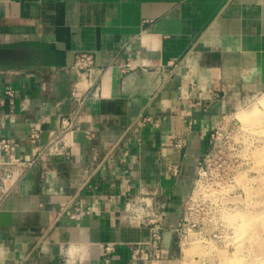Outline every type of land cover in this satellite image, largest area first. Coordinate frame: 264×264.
<instances>
[{
    "label": "crops",
    "instance_id": "obj_1",
    "mask_svg": "<svg viewBox=\"0 0 264 264\" xmlns=\"http://www.w3.org/2000/svg\"><path fill=\"white\" fill-rule=\"evenodd\" d=\"M4 87L24 167L0 155V264H133L139 200L165 214L160 264L208 134L264 91V0H0Z\"/></svg>",
    "mask_w": 264,
    "mask_h": 264
},
{
    "label": "rangeland",
    "instance_id": "obj_2",
    "mask_svg": "<svg viewBox=\"0 0 264 264\" xmlns=\"http://www.w3.org/2000/svg\"><path fill=\"white\" fill-rule=\"evenodd\" d=\"M190 171L160 264H264V91L217 123Z\"/></svg>",
    "mask_w": 264,
    "mask_h": 264
},
{
    "label": "built area",
    "instance_id": "obj_3",
    "mask_svg": "<svg viewBox=\"0 0 264 264\" xmlns=\"http://www.w3.org/2000/svg\"><path fill=\"white\" fill-rule=\"evenodd\" d=\"M129 64H126V68H129ZM92 67H94V61L92 59V55L88 54H80L72 69L76 72H87ZM4 117L11 115L15 111V91L10 87H4L0 89V110H5ZM68 127V125H66ZM29 138L31 140L37 139L36 131H31L29 133ZM183 146V143L177 141L173 143V147L175 149L180 150ZM18 144L12 140L8 139H0V155H3L8 159L7 163L3 165H8V163L16 165L20 171L23 170L24 163H21L20 159L14 156L15 150L17 149ZM48 153L56 154L58 153L57 147L52 146ZM171 174H175V170L171 169ZM8 176L6 177V179ZM67 206H62L60 208L59 214L69 216L71 220H75L82 213L78 211L77 215H70L68 212ZM81 209V207H78ZM90 208H86L84 213H87ZM156 214L151 205L143 203L141 200L132 201L127 203L123 208V215L128 219L134 221L138 225H147L150 226V237L146 243L137 244L135 249L133 250L132 260L133 264L143 263V264H152L157 263L161 259V234H162V226L161 222L165 218V214L161 213L158 219H153L152 216ZM111 248L106 246L104 249L105 254L110 252Z\"/></svg>",
    "mask_w": 264,
    "mask_h": 264
},
{
    "label": "water",
    "instance_id": "obj_4",
    "mask_svg": "<svg viewBox=\"0 0 264 264\" xmlns=\"http://www.w3.org/2000/svg\"><path fill=\"white\" fill-rule=\"evenodd\" d=\"M171 233H172L171 231L168 232V235H169V239H168V240H169V241H170V238H171ZM168 240H166V243H167V244H166V245H167V246H166V250H168V246H169V241H168Z\"/></svg>",
    "mask_w": 264,
    "mask_h": 264
}]
</instances>
